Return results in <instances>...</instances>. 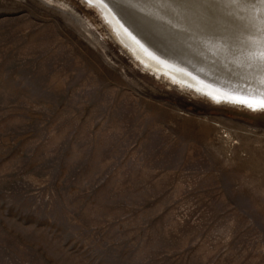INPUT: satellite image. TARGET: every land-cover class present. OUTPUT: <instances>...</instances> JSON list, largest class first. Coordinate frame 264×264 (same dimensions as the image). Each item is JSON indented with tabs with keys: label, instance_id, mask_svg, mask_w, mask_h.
Instances as JSON below:
<instances>
[{
	"label": "rangeland",
	"instance_id": "1",
	"mask_svg": "<svg viewBox=\"0 0 264 264\" xmlns=\"http://www.w3.org/2000/svg\"><path fill=\"white\" fill-rule=\"evenodd\" d=\"M0 264H264V112L155 76L80 0H0Z\"/></svg>",
	"mask_w": 264,
	"mask_h": 264
},
{
	"label": "bare ground",
	"instance_id": "2",
	"mask_svg": "<svg viewBox=\"0 0 264 264\" xmlns=\"http://www.w3.org/2000/svg\"><path fill=\"white\" fill-rule=\"evenodd\" d=\"M58 1V0H57ZM94 9L135 60L147 71L163 77L217 105L264 112V5L229 10L251 29L229 48L166 15L149 0H80ZM51 2V1H49ZM62 2V1H61ZM220 30L231 28L218 20ZM242 44L244 46H242Z\"/></svg>",
	"mask_w": 264,
	"mask_h": 264
},
{
	"label": "snow or ice",
	"instance_id": "3",
	"mask_svg": "<svg viewBox=\"0 0 264 264\" xmlns=\"http://www.w3.org/2000/svg\"><path fill=\"white\" fill-rule=\"evenodd\" d=\"M149 3L158 5L178 23L182 21L186 25L185 31L193 30L208 39L222 41L229 48L240 42L238 34H252L250 27L238 21L229 11L255 7L252 0H149ZM256 3L264 5V0H256ZM219 19L226 20L231 28L220 30ZM260 59L264 61V52L260 53ZM261 71H264V63H261ZM259 107L264 108V101Z\"/></svg>",
	"mask_w": 264,
	"mask_h": 264
}]
</instances>
